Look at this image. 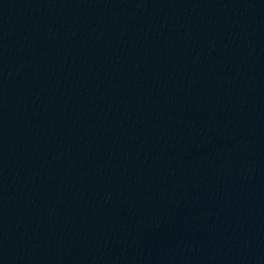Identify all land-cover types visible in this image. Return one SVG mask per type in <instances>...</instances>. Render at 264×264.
I'll use <instances>...</instances> for the list:
<instances>
[{
	"label": "water",
	"instance_id": "obj_1",
	"mask_svg": "<svg viewBox=\"0 0 264 264\" xmlns=\"http://www.w3.org/2000/svg\"><path fill=\"white\" fill-rule=\"evenodd\" d=\"M173 0H0V264H65Z\"/></svg>",
	"mask_w": 264,
	"mask_h": 264
}]
</instances>
